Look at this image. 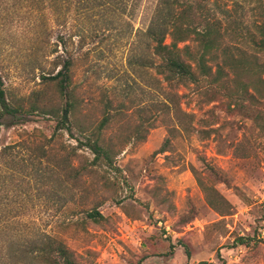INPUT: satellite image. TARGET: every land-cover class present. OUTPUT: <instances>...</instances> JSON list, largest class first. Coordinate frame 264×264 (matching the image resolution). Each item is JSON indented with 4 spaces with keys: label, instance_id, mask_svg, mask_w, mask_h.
Wrapping results in <instances>:
<instances>
[{
    "label": "rangeland",
    "instance_id": "obj_1",
    "mask_svg": "<svg viewBox=\"0 0 264 264\" xmlns=\"http://www.w3.org/2000/svg\"><path fill=\"white\" fill-rule=\"evenodd\" d=\"M158 1L143 0L131 20L74 12L67 29L58 26L51 9L35 18L26 5L8 4L9 12L21 14H0V72L7 94L25 102L42 94L60 108L55 83L41 76L55 71L58 55L71 58L77 117L94 127L109 111L105 137L121 170L92 166L93 155L74 129L52 137L61 116L34 115L24 125L3 127L0 148L35 141L52 151L44 167L60 164V173L49 174L48 190L27 198L21 223L31 225L36 218L60 230L77 264H264V92L231 109L220 88L207 84L194 91L157 82L155 70L139 63L151 53L138 30L147 29ZM105 26L111 33L92 32ZM60 36L66 49L59 45L58 54L48 53ZM163 96L193 114L191 122L180 114L183 126L190 124L186 129H175L160 104ZM167 138L169 151L154 158ZM67 172L74 180L63 183ZM15 188L14 194L20 192ZM63 199L70 200L64 207ZM96 206L105 217L100 224L82 213ZM0 264L33 263L7 257Z\"/></svg>",
    "mask_w": 264,
    "mask_h": 264
},
{
    "label": "trees",
    "instance_id": "obj_2",
    "mask_svg": "<svg viewBox=\"0 0 264 264\" xmlns=\"http://www.w3.org/2000/svg\"><path fill=\"white\" fill-rule=\"evenodd\" d=\"M143 0H0V14L11 16L21 12H9L13 7L26 5V13L41 17L46 9H51L59 20L58 26L67 29L68 14L101 16L112 18L125 16L131 20ZM159 0L146 30H138L139 37L147 40L151 53L141 57V67L155 70L157 82L190 88L194 91L208 85L220 88L229 101L231 109L252 101L264 92V0ZM226 3H231L229 8ZM248 7V8H246ZM6 12V13H5ZM5 13V14H4ZM124 17L125 23L129 20ZM110 21V20H109ZM37 24L30 29L35 30ZM95 34L111 33V27L95 29ZM72 36V35H70ZM61 45L66 49L63 36L48 53L58 54ZM60 55L54 61V72L43 73L44 82H54L63 99L60 108L53 107L42 94H36L28 102L12 98L7 94L5 77L0 72V134L3 127L24 125L34 115L58 118L54 137L59 131L77 133V140L93 155L92 166L106 167L121 172L116 166V152L105 137L112 122L107 110L97 126L81 124L77 117L76 93L70 89L74 62ZM60 59V60H59ZM137 63V62H136ZM233 82L230 86L227 84ZM222 90V91H221ZM164 110L171 113L175 129H186L181 115L191 122L193 114L183 112L170 96H163ZM181 114V115H180ZM185 127V128H183ZM170 139L154 152L153 157L165 155L169 150ZM48 145H37L35 141L19 142L0 148V258L21 257L33 264H77L74 252L53 226L47 228L35 218L31 225H22L21 208L26 206L27 198L40 197L50 187L49 174L59 172L60 164L44 167L49 161ZM69 168L71 167L68 164ZM68 168V169H69ZM68 179L74 180L73 172H67ZM79 176V174H77ZM200 186H203L200 181ZM18 185L20 192L14 194ZM24 185H29L24 191ZM22 189V190H21ZM215 191V190H214ZM216 192V191H215ZM217 193V192H216ZM222 199V198H221ZM69 199H63L66 206ZM209 205L216 208L212 200ZM99 206L82 211L85 219L95 224L105 220L98 210ZM59 219V218H58ZM64 229L68 227L63 220ZM22 226V227H21ZM244 244L245 239H240ZM187 255L190 252L187 249Z\"/></svg>",
    "mask_w": 264,
    "mask_h": 264
}]
</instances>
